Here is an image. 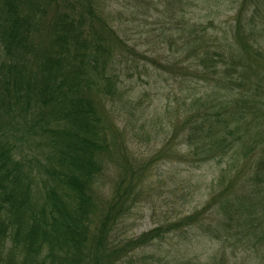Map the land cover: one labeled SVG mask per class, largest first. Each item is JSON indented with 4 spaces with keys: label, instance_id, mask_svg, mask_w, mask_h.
Returning <instances> with one entry per match:
<instances>
[{
    "label": "trees",
    "instance_id": "trees-1",
    "mask_svg": "<svg viewBox=\"0 0 264 264\" xmlns=\"http://www.w3.org/2000/svg\"><path fill=\"white\" fill-rule=\"evenodd\" d=\"M123 2L119 13L110 0H0V264H173L157 249L196 229L234 253L264 254V0H236L229 50L218 44L208 52L198 37L209 24L180 28L183 0L181 18L163 24L161 1ZM118 14L131 23L158 14L153 52H137L122 37ZM162 45L180 55L161 57ZM149 66L214 92L176 115L178 130L152 156L175 159L165 148L182 134L184 163L211 164L215 173L201 210L126 237L153 163L133 151L149 142L150 126L124 101L122 76L140 80ZM119 101L122 114L135 113L118 127L109 111ZM209 209L215 220L204 216Z\"/></svg>",
    "mask_w": 264,
    "mask_h": 264
},
{
    "label": "rangeland",
    "instance_id": "rangeland-1",
    "mask_svg": "<svg viewBox=\"0 0 264 264\" xmlns=\"http://www.w3.org/2000/svg\"><path fill=\"white\" fill-rule=\"evenodd\" d=\"M110 1H112V6L116 12H119L117 8L123 10V0ZM159 1L167 7L164 9V13L162 9L161 15H159L162 17L160 19L161 24L176 20L178 14H180L181 18L182 14L179 6L182 2L179 3L180 0H168V2H165V0ZM183 1L187 5L183 8L184 16L180 19V28L182 29L184 27L186 29L189 24H209V30H206L204 37H198L204 38V42L209 43L207 45L208 50L203 46L202 49L204 52L210 51L211 47L213 49L218 44L229 50L231 46L230 24L232 23V19L235 21L237 14L236 9L238 4L235 3L236 0ZM157 5L158 3H155L154 10H157ZM177 10L180 13H177ZM173 11L176 13H171ZM116 12L113 13L115 18L117 17ZM248 14L244 10V13L241 15L242 22L247 18ZM118 15L121 23L118 26V30L122 37L129 39L131 46L137 44V52L138 49L143 52H153L154 42L150 38L153 39V36L157 35L161 27L159 26L160 23L157 21V18H155L158 14L152 15L151 19L147 20H142L140 17L136 18L133 23H131L129 17H123L121 14ZM256 22L263 24L261 19H257ZM167 33L177 37L173 33ZM165 37L167 38L168 36L165 35ZM181 37L184 36L182 35ZM262 38H264V35H262ZM148 39L149 44H143ZM180 42L182 43V41ZM160 49V55L164 58L180 55V53L176 55L175 50L167 51L164 45L160 46ZM153 55H157V53H153ZM182 57L184 58V56ZM171 58L169 59L171 60ZM179 59H181V56H179ZM183 63L181 61L179 67H185ZM148 69L147 77H142L140 80L135 75H131L130 79L125 76L126 73L124 72L122 76L123 85L121 92L124 101L131 99L134 102L133 107H140L137 114L141 115L140 113H145L142 115V118L143 120L149 121L150 126L149 135H151V139L149 142L144 141L141 145L136 144L133 151L136 154L142 152L143 156L153 163L152 170L143 184L142 196L138 203L134 205L123 227L126 237L140 236L155 226L163 224L168 219L174 220L190 214L195 210H201L206 203V198L203 197V194L207 189H210L211 178L215 173L211 164H203L197 167L193 163L192 165L195 167L192 168L190 165L184 163L187 160L186 153L188 151H186V146L183 142L178 140L182 138V134H178L174 138L175 141H172L165 148L166 155L172 156V158L175 156V159L165 161L169 158H156L152 156L154 151L159 148V145H165L168 137L173 135V130H178L177 126L172 128L176 115L180 113V117H182L183 112L189 109L192 103L198 101L205 95H207L206 98L208 100H212L209 98V95L214 98V92L209 88L208 84L196 82L188 78L189 76L178 80H168L166 75L158 77L154 67L149 66ZM187 73L190 74V71L187 70ZM221 96H223L222 93ZM124 105V102L119 101L113 107H110L112 110L109 111V114L112 118L116 119V122L118 120V127L124 123L127 116L130 114L134 116L135 113V110L129 109L126 114H122L125 111L123 110ZM166 106H169L171 110L178 106V110L174 113H167ZM118 112L120 114H117ZM178 158H182L183 161L176 160ZM197 181H201L199 191ZM102 184L106 188H109L110 182L108 175L103 178ZM204 216H207L206 219L208 221L210 218L211 220H215L213 217L215 216L213 215V209H209V212L207 211ZM241 231L244 232L251 244L256 241L246 225H242L240 228ZM227 242H233L232 237ZM169 243L163 244V248L157 250H159L160 254L164 255V252H166L168 256H171L169 259L173 264H187V262L188 264H217V258H220L223 264H264V254L261 250H247L248 252L245 255L237 251L234 253L230 244L224 243L221 247L215 241L209 240L202 232H198L197 229L193 233H188L186 236L185 234L181 237L175 235ZM152 248L155 249V247ZM166 248L169 249V252L166 251ZM212 257L214 258L213 260L211 259Z\"/></svg>",
    "mask_w": 264,
    "mask_h": 264
}]
</instances>
